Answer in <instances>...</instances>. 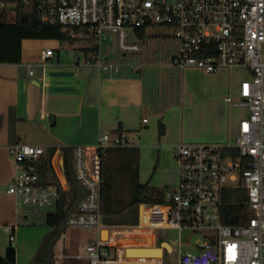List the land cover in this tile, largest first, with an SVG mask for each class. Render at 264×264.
<instances>
[{
	"label": "built area",
	"instance_id": "2783aa9c",
	"mask_svg": "<svg viewBox=\"0 0 264 264\" xmlns=\"http://www.w3.org/2000/svg\"><path fill=\"white\" fill-rule=\"evenodd\" d=\"M3 7L4 4L0 3ZM41 22L94 40L98 45L95 63L110 76L140 70L142 46L138 30L164 28L179 42L174 65L180 70L199 69L206 74L235 68L251 77L239 87L238 99H225L234 107H245L249 116L241 120L234 142L185 144L176 147L177 185L164 193V203L141 204L132 221L115 220L105 225L102 215V152L108 148L131 147L120 134L103 133L96 145L73 147L74 170L87 190L64 228H96L98 241L86 248L88 264H165V248L158 257L130 255L129 249L156 246L154 231L174 228L200 235L191 250L175 249L177 264H264V0H40ZM114 36L120 61L104 57V42ZM132 37V40H131ZM55 56L44 51L36 65L44 69ZM133 62L126 61L128 57ZM29 66V75L35 71ZM146 121V120H145ZM16 173L6 186L18 210L47 214L69 190L64 161L55 165L51 156V179L41 171L46 150L42 146L17 143L9 147ZM229 188L246 193L249 219L226 225L222 219L223 199ZM14 227L5 231L14 240ZM59 235L64 254V232ZM107 231V239L102 232Z\"/></svg>",
	"mask_w": 264,
	"mask_h": 264
},
{
	"label": "crops",
	"instance_id": "0c3cea01",
	"mask_svg": "<svg viewBox=\"0 0 264 264\" xmlns=\"http://www.w3.org/2000/svg\"><path fill=\"white\" fill-rule=\"evenodd\" d=\"M60 47L56 39H25L21 63L0 64V256L12 246L16 264L22 263L23 252H36L31 242L20 243L23 225L36 213L18 210L15 198L6 192L16 173L10 146H42L47 153L44 160L52 153L57 165L64 161L67 148L96 145L103 133L120 134L139 149L140 182L156 189L169 188L177 185L175 151L180 143H232L241 120L249 116L247 108L225 101L228 95L238 98L240 84L246 79L238 75L239 68L216 74L181 70L180 101L175 102L170 92L159 87L158 74L147 67L139 64L137 73L129 70L122 76H110L80 59L64 61ZM49 49L55 56L42 69L36 63ZM32 65L34 77L29 75ZM237 108L246 111L242 119L236 115ZM161 118L166 131L160 137ZM7 226L15 228L12 242Z\"/></svg>",
	"mask_w": 264,
	"mask_h": 264
},
{
	"label": "trees",
	"instance_id": "16d2710c",
	"mask_svg": "<svg viewBox=\"0 0 264 264\" xmlns=\"http://www.w3.org/2000/svg\"><path fill=\"white\" fill-rule=\"evenodd\" d=\"M40 0H0V64H20L22 41L25 39H56L61 44H73L77 40L70 30L59 25L41 22L38 4ZM13 13V15H11ZM138 38L145 37V30L137 31ZM90 46L85 49L83 61L95 63L98 59V45L88 39ZM124 75L121 74L119 76ZM163 113V109L159 111ZM162 118L159 120V136L165 134ZM73 148L64 152V164L69 190L62 192L56 207L47 214L33 215L32 225L44 224L52 229L42 244L44 254H39L38 264H56L52 245L63 231L66 218L73 214L87 190L78 181L74 170ZM43 161V176L51 179L50 159ZM102 215L115 218L133 210L141 204L158 205L164 203V193L148 183L140 182V152L137 147L108 148L102 152ZM246 193L243 189L229 188L223 199L222 219L226 225H240L249 219ZM113 220L111 224L114 222ZM0 264H16V249L8 247ZM67 264V263H61Z\"/></svg>",
	"mask_w": 264,
	"mask_h": 264
},
{
	"label": "rangeland",
	"instance_id": "374dc122",
	"mask_svg": "<svg viewBox=\"0 0 264 264\" xmlns=\"http://www.w3.org/2000/svg\"><path fill=\"white\" fill-rule=\"evenodd\" d=\"M13 15V13H11ZM73 36L77 39L73 44H61L60 54L64 61H76L78 59H84L85 49L91 45L88 39L81 36L80 34L73 33ZM114 36H110L109 40L104 42L103 52L104 57L112 62L120 61V55L118 53ZM132 40V37H131ZM142 45L141 53L138 56L140 60L139 64L142 67H147L148 71L153 74H158V85L163 89L165 88L168 92L172 94L171 99L173 101H180L181 95V70L174 65V58L179 52V42L173 36L169 30L164 28H155L146 30L145 37L140 40ZM133 57L126 58L127 62H133ZM238 75L241 78H250L251 75L246 70L240 69ZM238 99V98H237ZM235 99V100H237ZM236 115L239 119L246 116V111L244 108H237ZM176 161V160H175ZM152 164V162H150ZM155 165V164H154ZM159 165V164H158ZM154 167V166H153ZM153 169V168H151ZM158 176H161L160 172ZM158 188V190L165 193L167 190H174L175 186L170 184ZM137 209L130 210L123 215L116 218H103L104 223H111L113 220L122 221L128 223L132 221V217L136 214ZM31 220L25 222L23 225L25 231L23 230V235L20 237V243H29L35 246L34 251L39 254H44V248H42V242L46 234L50 233L52 229L44 224H34L32 225ZM66 238L63 241L64 254L66 257L61 255V243L59 237L56 239L52 245V253L56 264L67 263V264H88L85 259H75L73 257L80 255L85 256L86 248L91 244L98 241L99 233L96 228H77V227H67L63 231ZM154 236L156 239V246L158 249L161 248L163 242H170L175 249L181 245L182 250H191L190 245L194 244L200 235L191 233L189 230H178L174 228L157 229L154 231ZM26 237V238H24ZM103 239H107L108 232H104L102 235ZM40 248V250H39ZM37 249V250H36ZM24 251V250H23ZM35 254L26 255L25 252L21 254V264H38V255ZM35 255V256H34ZM33 256V258H31ZM163 261L165 264H177L178 258L176 254H168L167 250L164 252Z\"/></svg>",
	"mask_w": 264,
	"mask_h": 264
},
{
	"label": "water",
	"instance_id": "95a60500",
	"mask_svg": "<svg viewBox=\"0 0 264 264\" xmlns=\"http://www.w3.org/2000/svg\"><path fill=\"white\" fill-rule=\"evenodd\" d=\"M54 121V120H53ZM162 248H165L167 251H171L170 244L163 242L161 244ZM130 255L138 256V257H158L161 255L162 250L161 248H137V249H129L128 250Z\"/></svg>",
	"mask_w": 264,
	"mask_h": 264
},
{
	"label": "bare ground",
	"instance_id": "6f19581e",
	"mask_svg": "<svg viewBox=\"0 0 264 264\" xmlns=\"http://www.w3.org/2000/svg\"><path fill=\"white\" fill-rule=\"evenodd\" d=\"M106 232V231H105Z\"/></svg>",
	"mask_w": 264,
	"mask_h": 264
}]
</instances>
